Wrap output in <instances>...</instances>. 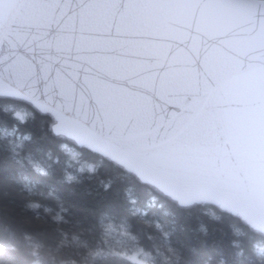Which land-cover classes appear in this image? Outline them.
Masks as SVG:
<instances>
[{
	"label": "snow or ice",
	"instance_id": "snow-or-ice-1",
	"mask_svg": "<svg viewBox=\"0 0 264 264\" xmlns=\"http://www.w3.org/2000/svg\"><path fill=\"white\" fill-rule=\"evenodd\" d=\"M0 113L14 122H0V158L49 176L51 156L26 153L29 138L17 136L19 126L43 122L79 145L69 165L87 154L157 201L211 209L210 220L233 221V264H264V0H0ZM80 171L94 175L97 163ZM36 191L22 179L20 213L39 220ZM8 195L0 176V222ZM127 199L135 208L130 190ZM52 219L64 222L59 212ZM119 231L135 239L126 224ZM2 233L0 253L22 251L28 264L73 247L82 264L123 259L79 233L52 244L35 232L20 241L6 226ZM137 252L161 264L160 249ZM163 252L167 264H183L176 248Z\"/></svg>",
	"mask_w": 264,
	"mask_h": 264
},
{
	"label": "trees",
	"instance_id": "trees-1",
	"mask_svg": "<svg viewBox=\"0 0 264 264\" xmlns=\"http://www.w3.org/2000/svg\"><path fill=\"white\" fill-rule=\"evenodd\" d=\"M0 122H6L9 129L14 123L2 113ZM50 127L36 121L19 126L17 131V136L29 138L24 141L26 153L31 151L39 159L51 156L49 176L38 177L26 165L0 158V176L7 178L9 192L4 200L8 208L7 218L0 222V228L6 226L14 232L16 241L21 240L24 231L35 232L47 244L58 239L60 233L69 236L79 233L81 239L92 247L103 248L106 252L110 248L123 252V259L107 255L99 264H151L152 257L145 256L143 252L136 255L129 248L128 241L117 240L119 236L114 234L121 235L119 228L126 224L135 237L131 238L132 242L140 249L152 251L154 255L155 250L160 249L161 264H167L163 249L168 246L180 252L183 264H218L221 259L226 264H233V221L210 220L211 209L183 212L162 199L157 201L149 191L118 177L107 165L99 164L90 155H84L81 165H69L66 155H71L75 161L73 150L79 145L67 136L50 132ZM92 163H97L94 175L83 171L77 173L78 167L88 168ZM66 173L78 175V179L66 182L63 179ZM23 178L32 180L37 190L34 197L44 206L39 210V220L33 219L32 211L20 213V205L26 198L19 192ZM103 183H111V189L106 191ZM129 190L137 201L135 208L128 202ZM44 208L50 209V212L46 213ZM57 212L63 216V223L53 222L52 217ZM17 213H20L19 216ZM201 221L206 222L207 234L199 230ZM157 226L163 232L158 231ZM105 228L110 231L105 233ZM0 238L7 239V233L0 234ZM248 244L246 239V260L251 255ZM82 254L83 250L77 251L73 247L52 254L46 251L44 259L46 264H62L67 259L74 264H82ZM0 261L2 264H28V258L22 251L0 253Z\"/></svg>",
	"mask_w": 264,
	"mask_h": 264
},
{
	"label": "rangeland",
	"instance_id": "rangeland-1",
	"mask_svg": "<svg viewBox=\"0 0 264 264\" xmlns=\"http://www.w3.org/2000/svg\"><path fill=\"white\" fill-rule=\"evenodd\" d=\"M114 235H116V236H119V237H117V240L118 241H128V244H129V248H131V249H133L135 252V254L137 255V254H139L138 252H137V246L132 242V240H131V238L130 237H124V236H126V234L125 233H121V235H117V234H114Z\"/></svg>",
	"mask_w": 264,
	"mask_h": 264
},
{
	"label": "water",
	"instance_id": "water-1",
	"mask_svg": "<svg viewBox=\"0 0 264 264\" xmlns=\"http://www.w3.org/2000/svg\"><path fill=\"white\" fill-rule=\"evenodd\" d=\"M67 137H69V136H67ZM69 138H71V139H73L72 137H69ZM74 140V139H73ZM75 141V140H74ZM76 142V141H75ZM77 143V142H76ZM137 262H140V260H137Z\"/></svg>",
	"mask_w": 264,
	"mask_h": 264
}]
</instances>
